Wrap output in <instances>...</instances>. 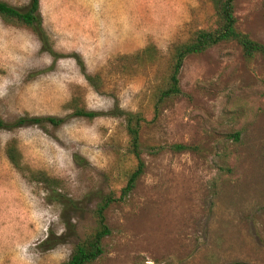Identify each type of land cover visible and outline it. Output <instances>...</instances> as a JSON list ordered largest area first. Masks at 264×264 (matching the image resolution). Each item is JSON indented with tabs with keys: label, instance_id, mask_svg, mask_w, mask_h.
I'll use <instances>...</instances> for the list:
<instances>
[{
	"label": "rangeland",
	"instance_id": "rangeland-1",
	"mask_svg": "<svg viewBox=\"0 0 264 264\" xmlns=\"http://www.w3.org/2000/svg\"><path fill=\"white\" fill-rule=\"evenodd\" d=\"M4 1L25 7L30 0ZM41 13L57 57L30 28L0 16V117L67 120L0 130V264H61L93 232L96 202L120 191L135 161L123 118L68 117V102L78 97L89 109L119 107L153 119V92L167 78L171 46L209 25L213 6L41 0ZM236 15L238 27L264 43V0H236ZM150 43L157 62L108 69L114 57ZM102 71L105 86L96 89L85 73ZM180 82L183 94L142 131L145 174L108 211L112 234L92 264H264V58L247 60L237 42L219 43L188 56ZM12 139L25 163L63 180L77 210L50 202L43 184L13 167L5 153ZM178 143L190 148L177 150ZM56 237L62 242L53 248L43 244Z\"/></svg>",
	"mask_w": 264,
	"mask_h": 264
},
{
	"label": "trees",
	"instance_id": "trees-1",
	"mask_svg": "<svg viewBox=\"0 0 264 264\" xmlns=\"http://www.w3.org/2000/svg\"><path fill=\"white\" fill-rule=\"evenodd\" d=\"M210 1L213 6V14L210 17L209 25L196 29L187 40L174 43L171 46L167 78L162 84L157 85L153 92V119H148L141 111H127L119 107L107 112L89 109L80 103L78 97H74L68 102L67 106L72 110L68 117L95 119L103 115H112L123 118L128 136L127 155L134 159L135 164L129 171L126 183L119 192L110 191L101 194L93 209V218L95 220L93 232L78 241L73 248L71 257L61 264H92L105 253L104 241L112 234V229L108 223V211L113 205L124 202L136 189L139 180L145 174L146 161L142 151V131L144 127L154 122L167 102L183 94L180 73L186 58L190 55L201 54L219 43L231 41L239 44L247 60H253L259 55L264 58V43L255 40L250 34L238 27L236 0ZM0 16L6 22L30 28L38 36L42 49L55 57L58 56L51 36L44 26L41 0H30L25 7H17L7 1L0 0ZM159 58L158 47L154 43H150L132 54L114 57L110 61L108 69L110 71L117 68L119 70H128L129 64H126V62L130 61V65L136 70L139 67L157 62ZM78 62L85 70L84 61L80 57ZM104 73L103 71L96 74L85 73V76L92 86L100 89L105 86ZM66 120L67 117L55 115L34 116L24 114L13 120H6L0 117V130H12L29 125H40L43 127L47 125L61 126ZM238 136L239 134L237 133L236 137ZM173 147L177 150L190 148V146L181 143L173 144ZM5 153L13 167L25 178L45 186L50 202L62 204L64 211L67 209L77 210L79 208L78 202L65 192L63 180L51 176L43 170L34 169L25 163L24 155L16 139L8 141ZM75 159L78 163L84 164L85 159L80 155H75ZM68 222L70 221L66 220V223ZM61 242L60 237H56L54 240L47 238L43 244L47 245L48 248H53Z\"/></svg>",
	"mask_w": 264,
	"mask_h": 264
}]
</instances>
